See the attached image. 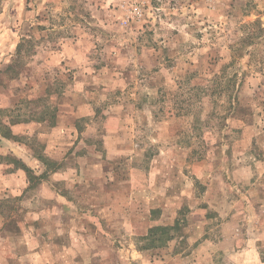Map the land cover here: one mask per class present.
<instances>
[{
    "label": "rangeland",
    "instance_id": "rangeland-1",
    "mask_svg": "<svg viewBox=\"0 0 264 264\" xmlns=\"http://www.w3.org/2000/svg\"><path fill=\"white\" fill-rule=\"evenodd\" d=\"M14 124L0 264H264V0H0Z\"/></svg>",
    "mask_w": 264,
    "mask_h": 264
},
{
    "label": "crops",
    "instance_id": "crops-1",
    "mask_svg": "<svg viewBox=\"0 0 264 264\" xmlns=\"http://www.w3.org/2000/svg\"><path fill=\"white\" fill-rule=\"evenodd\" d=\"M19 124H14L11 126V128L14 129V132L12 131L14 135L20 134V132L17 131V127H19L17 125ZM21 131H24V130H21ZM0 139H1L2 144H4L5 142L6 143L13 142L14 144L17 145L16 149L14 147L12 148L13 152H0V156L1 155H11L12 157L20 160L24 165L31 168L33 171L34 169L38 168L37 169L38 171L37 170L34 171L37 175H40L47 171L45 163L44 162L42 163L38 155H36L35 153L36 151L31 146L27 145L26 143L22 141L16 140V139L9 140L8 138L2 137L1 135H0ZM44 147H45L44 153H46L45 155L49 157H54L52 155L53 154L52 148H51L52 143L46 144ZM18 148L21 150H25L26 152L18 151ZM89 153L90 152L86 154H89ZM86 154H83V155H86ZM2 160L0 159V191L5 192L9 188L10 191L16 194L17 196H20L21 198L25 197L26 196L25 194L27 193V190L29 189V186L27 183L28 178H27L26 171L20 166L11 167L10 163L1 162ZM68 171L69 169L63 168V169H56V171H53V172L54 174H56L57 172L66 173ZM46 183L48 182L46 181ZM4 220H5L4 215L2 212H0V237H5L4 230H3L4 225H5Z\"/></svg>",
    "mask_w": 264,
    "mask_h": 264
},
{
    "label": "trees",
    "instance_id": "trees-1",
    "mask_svg": "<svg viewBox=\"0 0 264 264\" xmlns=\"http://www.w3.org/2000/svg\"><path fill=\"white\" fill-rule=\"evenodd\" d=\"M13 137L16 139V140H19L18 139V137H17V135H14L13 134ZM39 158H40V160H42V161H44V163H45V157L44 156H42V155H39L38 156ZM14 160H15V164H16V166H17V163L18 164H20V167H22L25 171H26V173H27V178H28V180H30L31 179V174H33L34 176L32 177V178H39L40 180H42V179H44L45 177H46V174H45V172L44 173H42V174H40V175H37L31 168H29V167H27L26 165H24L20 160H18V159H16V158H14ZM29 182V181H28ZM164 242V240L161 242V244Z\"/></svg>",
    "mask_w": 264,
    "mask_h": 264
}]
</instances>
